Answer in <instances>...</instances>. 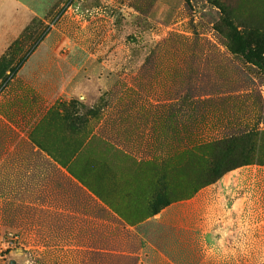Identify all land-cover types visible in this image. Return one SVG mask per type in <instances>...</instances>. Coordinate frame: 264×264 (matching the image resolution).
<instances>
[{"label":"rangeland","instance_id":"obj_1","mask_svg":"<svg viewBox=\"0 0 264 264\" xmlns=\"http://www.w3.org/2000/svg\"><path fill=\"white\" fill-rule=\"evenodd\" d=\"M57 5L0 58V264H31L33 232L70 225L62 210L86 203L80 183L96 174L83 164L97 150L151 158L152 198L161 190L170 201L239 164L264 165V0ZM54 27L57 52L71 53L82 73L67 70L79 90L59 96L70 86L57 70L47 104L23 75L48 51L53 36L41 39Z\"/></svg>","mask_w":264,"mask_h":264},{"label":"crops","instance_id":"obj_2","mask_svg":"<svg viewBox=\"0 0 264 264\" xmlns=\"http://www.w3.org/2000/svg\"><path fill=\"white\" fill-rule=\"evenodd\" d=\"M59 2L0 0V22L12 21L5 25L10 36L0 35V58L34 18L49 16ZM56 29L41 39L53 36L39 63L23 75L35 78L27 83L47 104L55 98L51 88L58 81L51 78L57 70L65 77L59 82L70 86L59 96L79 90L72 88L74 81L71 75L66 77L67 70L73 77L82 73L76 67L73 72L71 53L57 52ZM52 105L39 107L38 121ZM94 156L83 164L96 174L94 183H80L88 194L86 203L78 202L79 211L64 207L61 215L70 225L33 232L38 243L31 246V264H264V165L227 170L152 213L151 158L116 148L97 150ZM88 202L95 210H89Z\"/></svg>","mask_w":264,"mask_h":264},{"label":"trees","instance_id":"obj_3","mask_svg":"<svg viewBox=\"0 0 264 264\" xmlns=\"http://www.w3.org/2000/svg\"><path fill=\"white\" fill-rule=\"evenodd\" d=\"M1 67H2V65H1ZM29 136H30V135H29ZM37 146H39V145H37ZM39 148H40V146H39ZM40 149H41V148H40ZM246 164H254V163H244V164H239V165L234 166V167H232V168H235V167H238V166H241V165H246ZM260 165H261V164H260ZM232 168H229V169H227V170H230V169H232ZM227 170H226V171H227ZM224 172H225V171H224ZM224 172H223V173H224ZM223 173H222V174H223ZM222 174H220V175H222ZM220 175H217L216 178H218ZM216 178H215V179H216ZM215 179H214V180H215ZM214 180H213V181H214ZM160 192H161V190H158V191L156 192L154 198H152V201H151V212H152V213H156V212H158V211L160 210V208L164 207L165 205H168V204L171 202L170 199H168V198H164Z\"/></svg>","mask_w":264,"mask_h":264}]
</instances>
